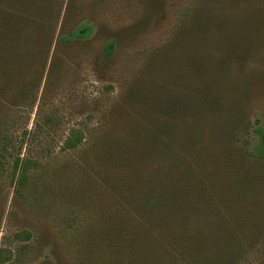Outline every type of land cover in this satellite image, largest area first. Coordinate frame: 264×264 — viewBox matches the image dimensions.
Segmentation results:
<instances>
[{
    "label": "rangeland",
    "instance_id": "rangeland-1",
    "mask_svg": "<svg viewBox=\"0 0 264 264\" xmlns=\"http://www.w3.org/2000/svg\"><path fill=\"white\" fill-rule=\"evenodd\" d=\"M200 1L60 2L48 54L49 58L55 52L59 59L45 94L54 110L47 134L41 132L33 139L22 134L32 125L35 104L40 101V87L32 108L17 101L11 106L8 102L13 98V91H6L5 98L3 93L0 95V143L4 138L9 139L3 162L9 164L16 156L32 159L25 166L26 177L21 185L6 170L0 169V264L181 263L176 252L166 253L158 246L141 249L129 242L127 228L110 227L123 217L124 210L129 212L132 207L123 200L121 203L108 185L84 178L85 174L75 169L74 163L86 158L90 167L84 170L93 176L99 172L91 170L92 148L84 143L77 150L60 151L58 147L59 138L68 126H83L84 134L97 140L106 135L104 129L98 130L100 124L112 125L113 133L119 136L147 132L137 127L139 122L150 121L147 103L138 93L128 97L127 82L147 64L145 61L155 46L165 41L189 39L186 30L192 10L194 15L200 13ZM80 18L93 23L92 37L82 43L58 46L56 39L61 24L67 29ZM108 38L116 40V48L112 56L104 59L99 52ZM246 48L248 52L239 59L240 55H224L228 67L220 71L222 82L217 86L218 94H213L211 99L214 107L195 116L200 118L196 123L187 115L173 122L178 134L190 133V130L199 135L197 140L188 134L174 140L173 154L179 157L178 162L182 157L181 170L188 172L198 166L200 174H211L221 186L229 185L237 191L236 195L232 191L231 196L243 206L264 200V164L242 158L245 148L256 142L254 127L258 125L264 130V39L253 37ZM64 58L68 64L62 68ZM5 67L0 70V78ZM25 98L23 95L20 100L29 103ZM157 131L163 133L167 129L162 126ZM161 159L163 166L166 161ZM134 163L144 174L156 165L146 158L136 159ZM65 164L66 169L55 170ZM178 170L172 171L173 176ZM255 179L257 188L251 185ZM235 264H264L262 247Z\"/></svg>",
    "mask_w": 264,
    "mask_h": 264
},
{
    "label": "trees",
    "instance_id": "trees-1",
    "mask_svg": "<svg viewBox=\"0 0 264 264\" xmlns=\"http://www.w3.org/2000/svg\"><path fill=\"white\" fill-rule=\"evenodd\" d=\"M59 1L0 0V70L6 65L0 78V95L3 93L5 98L6 91H13L14 99L11 96L8 102L11 106L17 101L32 108L40 87L32 125L22 132L31 139L41 132L47 134L53 122L54 110L45 94L59 59L55 52L48 58L62 4ZM198 9L197 15L192 10L186 30L189 39L155 46L145 61L147 64L143 62V68L127 82L128 97L138 93L147 103L150 121L139 122L137 126L147 132L119 136L113 133L112 125L100 124L98 130L104 129L106 135L97 140L84 134L85 128L79 120L82 127L65 128L58 148L77 150L83 143L92 148L91 170L99 172L93 176L84 170L90 167L86 158L76 161L74 167L85 174L84 178L108 185L121 203L122 200L130 203L129 212L124 210L123 217L110 224L111 228H127L130 243L144 250L158 246L166 253L176 252L180 264H235L260 247L264 253V200L243 206L231 196L232 191L234 195L237 191L229 185L221 186L211 174H200L198 166L188 172L181 170L182 157L178 162L179 157L173 154L174 140L183 134L197 140L199 135L190 130L178 134L173 122L187 115L196 123L200 118L195 116L214 107L212 97L218 94L220 71L228 67L224 55H240L239 59L248 52L246 44L250 39H264V0H201ZM93 33L94 25L86 18H80L67 29L62 23L56 44L66 47L82 43ZM115 48L116 40L108 38L101 46L100 56L109 58ZM67 64V58L61 59L62 68ZM23 95L29 103L20 100ZM162 126L167 131L159 133L157 129ZM253 132L257 135L256 142L245 148L242 158L264 164V130L257 125ZM8 141L4 138L0 143V169L21 185L26 177L25 166L32 159L16 156L9 164L4 163ZM161 157L167 162L163 166ZM143 158L156 162L146 174L134 163ZM67 164L55 170L62 171ZM176 170L173 176L172 171ZM255 181L251 184L253 188L259 187Z\"/></svg>",
    "mask_w": 264,
    "mask_h": 264
}]
</instances>
